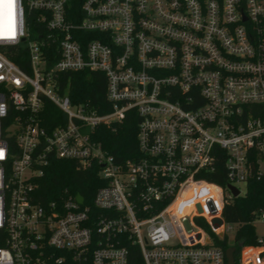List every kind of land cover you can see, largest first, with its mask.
Listing matches in <instances>:
<instances>
[{
    "label": "built area",
    "instance_id": "1",
    "mask_svg": "<svg viewBox=\"0 0 264 264\" xmlns=\"http://www.w3.org/2000/svg\"><path fill=\"white\" fill-rule=\"evenodd\" d=\"M76 72L104 74L108 112L73 97ZM130 113L136 154L117 159L92 135ZM56 160L99 165L91 206L41 200ZM263 173L264 0L0 2V264H129L128 244L142 264H226L221 241L264 264V232L237 243L223 216L228 185Z\"/></svg>",
    "mask_w": 264,
    "mask_h": 264
},
{
    "label": "trees",
    "instance_id": "2",
    "mask_svg": "<svg viewBox=\"0 0 264 264\" xmlns=\"http://www.w3.org/2000/svg\"><path fill=\"white\" fill-rule=\"evenodd\" d=\"M70 85L72 95L76 100L88 101L92 107H101V112H108L110 105L106 101V78L100 72H76L71 74ZM138 118L130 113L122 123L114 127L102 126L93 139L101 141L103 148L117 159L131 158L136 154V128ZM221 170L223 168L221 167ZM99 165H92L86 169H79L74 162L56 160L46 171L41 181V200H59L66 194L79 193L88 205H92L94 194L103 180L98 175ZM222 185L226 184L223 174L207 176ZM264 206V173L259 178L250 179L246 185L244 195L233 197L224 208L223 216L227 222L241 223L235 241L253 243L255 228L251 224L254 210ZM4 245L0 235V246ZM221 245L226 249L225 241ZM129 264H142L138 250L127 245Z\"/></svg>",
    "mask_w": 264,
    "mask_h": 264
},
{
    "label": "water",
    "instance_id": "3",
    "mask_svg": "<svg viewBox=\"0 0 264 264\" xmlns=\"http://www.w3.org/2000/svg\"><path fill=\"white\" fill-rule=\"evenodd\" d=\"M228 188L230 189L234 197L238 195L239 191L237 188H235L232 185H228ZM75 198L78 202L83 201V197L79 193H76ZM225 258H226V264H234V248L233 247H227L225 249Z\"/></svg>",
    "mask_w": 264,
    "mask_h": 264
},
{
    "label": "rangeland",
    "instance_id": "4",
    "mask_svg": "<svg viewBox=\"0 0 264 264\" xmlns=\"http://www.w3.org/2000/svg\"><path fill=\"white\" fill-rule=\"evenodd\" d=\"M239 187H240L241 192L244 193L245 192L244 184H240ZM255 230L258 234H262L264 232V226H262L261 224H255ZM235 231H236V227L232 226L231 230L228 232V238L231 244L233 243V237H234Z\"/></svg>",
    "mask_w": 264,
    "mask_h": 264
},
{
    "label": "snow or ice",
    "instance_id": "5",
    "mask_svg": "<svg viewBox=\"0 0 264 264\" xmlns=\"http://www.w3.org/2000/svg\"><path fill=\"white\" fill-rule=\"evenodd\" d=\"M0 2H3V0H0ZM8 3L11 4L12 0H8Z\"/></svg>",
    "mask_w": 264,
    "mask_h": 264
}]
</instances>
